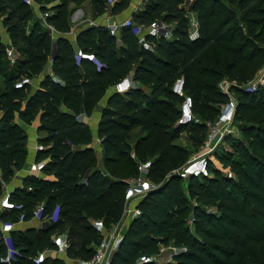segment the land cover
Segmentation results:
<instances>
[{"label": "trees", "instance_id": "1", "mask_svg": "<svg viewBox=\"0 0 264 264\" xmlns=\"http://www.w3.org/2000/svg\"><path fill=\"white\" fill-rule=\"evenodd\" d=\"M85 1L57 2V11L50 15L49 20L57 29L69 31L67 3L81 4ZM90 1L95 16L102 15L111 4L110 0ZM131 1L116 0L113 10L122 11ZM11 2L0 0L2 5ZM183 2L147 0L144 9L134 14V20L143 27L160 16L169 23L177 21L171 36H156L147 31L137 35L131 28H124L125 43L120 45L118 35L106 26L84 28L78 35L79 47L94 53L101 66L89 59L78 61L70 40L65 36L55 40L43 29L41 21L28 28L34 9L24 0L13 8L12 12L16 13L5 19L6 24L12 18L16 19L9 29L10 38L22 55L11 63L6 45L0 41V66L5 62L1 58H7L9 63V69L4 72L0 67L5 84L0 90V197L4 194V184L14 177L16 170L24 168L29 155V136L15 120L16 114L26 123H32L38 114L41 115L38 132L39 143L44 148L38 151L36 160H45V168L42 177L27 175L23 186L12 191L11 199L17 206L5 208L2 220L17 222L22 216L30 220L33 209L42 201L46 203L45 215L52 214L60 206L59 219L50 220L42 229L18 226L11 232L14 246L20 249L12 264H81L80 260L91 258L104 233L89 223L86 216L108 202L106 223L119 220L127 182L126 179H110L108 172L113 163L128 154L130 130L141 125L153 131L143 139L142 145L154 141L144 153L148 156L159 153L150 165V176L159 183L157 178H164V172L169 168L166 163L175 151L174 141L178 136L184 131L199 133L197 141L202 145L208 129L207 121L215 119L220 112V107L197 103L201 97L206 99L213 93L204 80L207 73L199 68V56L216 45L218 50L227 53L233 69L242 64L248 67L264 58V0H194L192 11L199 20V29L194 35L190 32L191 16L181 6ZM41 6L46 9V5ZM55 41L57 50L54 55ZM51 58L53 75H46L39 88L33 91L30 84L22 88L15 86V82L25 75L39 77ZM179 64L195 73L189 75L191 87L185 78L186 90L195 99V113L199 106L205 117L201 122L177 124L182 97L174 93L172 87H165V83L171 82L173 71ZM130 72H133V79L142 85L126 93L115 90L111 93L107 106L102 110L97 134L100 157L92 128L80 114L83 110L91 113L108 88H114L117 81ZM155 81L159 84H154ZM149 88L150 93L147 91ZM233 90L241 99L238 100L235 121L240 106L250 104L248 95L251 93L257 96V105L264 113V86L252 92L243 87H234ZM162 92L171 95L178 104L174 106L163 101L160 97ZM162 106H167V109H162ZM237 127L246 135L249 145L245 139L229 136L227 143L234 139L231 151L218 157L224 166L241 177L240 183L249 187L254 209L264 220V167L260 160V165L254 163L251 151V147L257 145L258 150L264 153V126ZM138 150L142 151L140 146ZM129 155L136 166L135 176L138 173L136 160L130 152ZM211 170L214 174L211 177H189L194 179L190 191L205 204L221 201L218 203L219 215L207 211L199 203L189 205L182 194L173 189L183 178L173 174L139 202L142 214L133 219L121 237L111 264H264V225L235 194L234 177L222 175L213 164ZM220 181L225 182L229 195L224 196L216 188L214 192L207 191L206 183L216 185ZM122 188H125L123 193L120 192ZM4 217L15 219L5 220ZM190 217H194L195 230L187 224ZM75 218H80L83 225L80 233L71 227V238L74 239L67 247L69 259L47 253L45 260L38 262L39 253L59 248L52 238V230L65 219ZM170 244L178 247L173 260L159 262L153 258L161 256L162 245ZM6 253L7 246L0 230V264H8L3 260ZM142 256L147 259L142 260Z\"/></svg>", "mask_w": 264, "mask_h": 264}, {"label": "rangeland", "instance_id": "2", "mask_svg": "<svg viewBox=\"0 0 264 264\" xmlns=\"http://www.w3.org/2000/svg\"><path fill=\"white\" fill-rule=\"evenodd\" d=\"M61 0H38L37 3H35V8H38L39 5L44 4L46 5L45 10H49L50 13L56 12V4L57 2H60ZM194 0H184V2L181 4L182 7H185L187 13L191 16H193L192 6ZM23 0H12L11 3H8L6 5L0 4V41L9 40L8 46H11L14 48L15 54L18 56L22 55V52L19 50L18 46H15L11 42V32L9 29L11 28V25L15 23L16 19L12 18L9 20V23L6 24L5 19L10 17L12 14H15L16 12H12L13 8L17 7L19 4H21ZM75 4L72 2L67 3L68 7V18L69 23L72 26L74 24V16L78 12L79 8H73ZM236 8H238L237 5H235ZM86 9V8H85ZM195 14V13H194ZM196 15V14H195ZM35 13L32 19L28 22V28H31L32 21L35 19ZM160 17H156L155 19H160ZM173 25L177 26V21H172ZM54 24V23H53ZM55 26V24H54ZM56 27V26H55ZM57 29V28H56ZM146 29V26L144 27ZM58 34H67L68 31H63L61 29H57ZM190 32L192 35H194V30L191 28ZM20 43V42H19ZM21 44V43H20ZM6 45V44H5ZM2 61H5L1 64V70L4 72L5 69H9V63L6 62L7 58H1ZM199 68L201 71H204L207 73V75L204 77L205 82L209 86V88L212 89L213 93L211 95H208L205 99V97H201L198 99L197 103L200 105V103H208L209 105L213 107H221V103H224L228 100V95L225 94L222 89L225 86L226 83H237L243 88H247L250 92H252V89H249L252 82L255 81L261 74V72L264 70V58L260 59L258 62H254L248 67L245 64L240 65L238 68L233 69L232 62L228 61L227 59V53L225 51H220L217 49L216 45H213L210 49L206 50L203 54L199 56V62H198ZM195 75V73L190 72L188 68L183 69L180 67V64L177 66L176 70L173 71V75L171 77L170 83H165V87L171 88L174 85L175 80L179 76H184L186 79L189 80V75ZM154 84L158 85L159 82L155 81ZM152 84V85H154ZM4 76L3 73H0V90L4 88ZM193 84L189 80L188 86L191 87ZM255 90V89H254ZM148 93H150V88L147 90ZM234 97L239 100V94L235 92L234 90H231ZM250 98V104L248 105H242L239 109V114L236 118V125L242 126V125H254V126H264V113L261 112L260 108L257 105V96L253 93L248 95ZM161 99L163 101H166L168 103L173 104L176 106L178 104L177 100L173 98L171 95L166 94L162 92ZM105 99L104 97H101ZM241 100V99H240ZM162 109H167V106H162ZM196 115L200 119L205 118L201 114L200 107H197ZM16 120V118H15ZM175 125V124H173ZM173 129V126L170 128ZM239 130V136L237 137L239 140H246V135L243 133V131ZM129 138H127L128 146L127 149L131 153L132 151H137V169L139 164H144L146 166L151 165L152 161L159 155L158 152L155 154L148 156L144 153L146 151V148L149 145H153L154 141L151 140L148 144L142 145L143 139L152 134L153 131L146 130L143 126L137 125L133 127L130 130ZM200 134L193 132L191 134L188 131L182 132L178 138L174 141L175 144V151L170 154V159L167 161L166 165L169 167L165 173L164 178H157L160 184H163V182L167 179H169L177 170L182 169L184 166H186L188 163H190L192 160H194L198 155L202 153V145L198 143L197 138H199ZM237 139V140H238ZM230 140V139H229ZM232 140L229 141L227 144L224 142L218 147L217 152H214L213 159L217 162V165H220L223 163L220 162L218 155L226 154L229 151H231L232 147ZM246 144L249 145V140H246ZM141 147L142 151L138 150V147ZM251 151L253 152V156L255 157L254 163L256 165H260L261 163L258 162V160L262 161V165L264 167V153L260 152L258 150L257 145H253L251 147ZM128 154L123 156V158L112 164L111 169H109L108 177L113 180H125L129 179L134 175V172L136 171V166L134 162L131 160V157ZM100 157H101V153ZM236 155V154H234ZM227 167V166H224ZM220 173L222 175L225 174V170H220ZM214 175V174H213ZM202 181H204L203 178H200ZM241 177L234 173V179L233 182H235V194H237L240 198V200L245 204L253 213V216L260 221L264 225V220L258 215V211L254 209V203L250 197V190L249 187H247L246 184L240 183ZM192 181L194 179H182L179 180L176 185L173 187V189L178 190L184 197V199L187 200L189 205H197L198 203L206 209L207 211L213 212L217 215L221 213L220 208L218 207V203L221 201H216V203L212 204H205L197 200V197H195L190 189H193ZM207 185V191L214 192V189L216 188L217 191H221V193L226 196L230 194V190L225 189V182L220 181L218 184L213 185L210 183H206ZM125 188L121 189V193L124 192ZM7 187L4 185L3 193H6ZM126 203V190H125V201L121 204L120 211H119V220L116 223H106L105 217L108 210V202H104L98 209L93 210L91 213L87 214L86 218L89 223L99 227L103 230L104 236L103 238L108 237L110 234L114 233L115 231L119 230L123 234L127 231L129 225L133 221L134 218L132 217H126L124 208ZM3 210L0 212V220H2V213ZM5 220L8 219H15V217H4ZM38 224V223H37ZM193 230H195V223H194V217H190L187 223ZM83 225V222H80V218L75 219H65L56 229L52 230V238L54 241H56L60 246V248L68 247L69 243L72 241L71 238V227H75L77 232L80 233L82 231L81 226ZM38 228L37 230L42 229V225L38 224L35 226ZM202 237V235H201ZM171 245V244H170ZM165 246L162 245L161 248V256L158 259L159 262H165L169 260L172 256L175 250L171 248V246ZM251 247L253 248L254 245L252 244ZM46 252L50 254V250L47 249ZM56 255L62 256L65 258H68L67 254L63 251H59ZM69 259V258H68Z\"/></svg>", "mask_w": 264, "mask_h": 264}, {"label": "built area", "instance_id": "3", "mask_svg": "<svg viewBox=\"0 0 264 264\" xmlns=\"http://www.w3.org/2000/svg\"><path fill=\"white\" fill-rule=\"evenodd\" d=\"M116 0H110V3H114ZM147 1V0H145ZM30 6H34L37 0H24ZM52 13L49 10H45L41 14V24L44 30L51 33L53 38L57 40L59 34L57 32L54 24L49 20ZM121 28H131L132 31L137 35H143L145 31L153 33L156 36L161 35H172L173 24L169 23L163 19L154 20L149 26L144 29V27L138 24L133 16L127 17L119 25ZM191 28L196 34L199 29V20L197 16L193 13L191 18ZM113 34L116 33V28H111ZM57 50V42H54V55ZM7 56L9 57L11 63H14L17 59V55L14 52V48L11 46L6 47ZM53 55V57H54ZM78 61L81 59H89L95 61L98 66H101V62L97 59L94 53H88L83 51L81 48L77 52ZM53 58H51L52 62ZM33 79L30 76H23L18 81L15 82L17 88H22L27 84L32 85ZM264 86V70L261 72L256 81L252 82L249 89H257L258 87ZM136 87L134 79L131 76H125L121 78L114 86V90L119 93H126L129 90ZM234 87H240L237 83H226L222 91L228 95V100L221 103L220 112L218 116L207 121L208 129L204 141L202 143V153L198 155L194 160L184 166L182 169L177 170L179 176L183 179L189 178L191 176L198 177H211L213 176V171L211 170V164L220 170H225V174L228 177H234V172L229 167H224V165H217V162L213 159L214 152L218 147L224 142L227 144L226 138L229 136L238 137L239 128L235 124V117L237 111L238 100L234 97L231 90ZM242 87V86H241ZM173 92L182 97L179 103V116L177 119L178 125H188L190 123L201 122V119L197 117L195 113V99L192 94L188 93L186 90V80L184 76H179L172 86ZM97 141L100 139L97 137ZM44 146L38 143L36 146L37 151L43 149ZM131 156L137 161V154L135 151L131 152ZM45 160H36L29 170L28 175H33L37 177H42L44 175ZM151 168L150 165L146 166L144 164L138 165V173L129 179H126V203L124 212L126 217L135 218L142 214L141 209L138 207L139 202L147 196L151 191L157 189L160 183L153 180L150 176ZM87 176V174H86ZM32 189V187H29ZM11 191H6L3 196L0 197V212L5 208H14L17 204L11 199ZM46 203L44 201L38 203L33 209L32 219L37 220L42 227L46 226L49 221H57L60 216V206H57L53 213L50 215H45ZM27 220L22 216L17 222L14 221H3L0 220V230L3 234L5 244L7 246L6 256L3 258L8 264H12L18 255L20 249L15 247L11 232L18 227L20 223ZM122 237L121 231L117 230L110 234L108 237L103 238L97 245L94 255L91 258L80 260L81 264H111V259L114 252L117 249L118 243ZM60 246V245H59ZM175 251L178 247L174 244L170 245ZM59 251H63L67 254V248H58L50 250L51 254L56 255ZM47 252H41L37 256V261L42 262L45 260ZM154 259L158 260L160 256H154ZM142 260H146V256L141 257Z\"/></svg>", "mask_w": 264, "mask_h": 264}, {"label": "crops", "instance_id": "4", "mask_svg": "<svg viewBox=\"0 0 264 264\" xmlns=\"http://www.w3.org/2000/svg\"><path fill=\"white\" fill-rule=\"evenodd\" d=\"M145 3H146L145 0H132L130 5L122 11H114L113 10L114 3H111L109 7L107 8V10L102 15H99V16H95L93 5L90 0H86L85 2L81 4L73 3L75 4L73 8H79L78 12L73 17L74 24L71 26L67 34H59V36L67 37L70 40L75 53H77L78 50L80 49L79 44H78L79 33L84 28L103 25V26L110 28V30L111 28H116L115 34L118 35V43L122 45L125 43L124 38H123L124 29L119 27L118 25L127 17H130V16L134 17V14L142 11L144 9ZM32 8L34 9V13L36 16L35 19H33L32 21V26H33L38 20L41 21V14L44 10L42 9L41 5H39L38 8H35V5H34ZM8 42L9 40L3 41V43L6 44V47L8 46ZM48 74L53 75V63L51 62V60L46 64L40 76L34 77L33 84L31 85L33 91L39 88L41 80ZM128 75L133 78V72H130ZM134 82H135L136 87H139L142 85L140 82H137L135 80ZM113 91H114L113 86L108 88L106 94L104 95L105 99L100 98L96 107L91 113L87 114L85 113V110H83V112L80 114V117L82 118V120H84L91 126L92 131L96 137L95 144H96L97 153H101V146H100V143L97 141V134H98V129H99V123L102 118V110L104 107L107 106L109 97ZM16 121L28 133L29 155H28V159H27V162L24 168L20 170H16L14 177L10 181L4 184L7 187L6 191H11V192L16 188L23 186L25 177L29 174V170L31 169L32 164L36 161V157L38 153L36 146L39 143V137H40V133L38 132V127L41 123V115L38 114L36 118L32 121V123H26L20 118L18 114H16ZM37 223L40 224L37 220L30 219L23 223H20L18 226L20 228H28V227L38 225ZM169 260H173V256Z\"/></svg>", "mask_w": 264, "mask_h": 264}, {"label": "water", "instance_id": "5", "mask_svg": "<svg viewBox=\"0 0 264 264\" xmlns=\"http://www.w3.org/2000/svg\"><path fill=\"white\" fill-rule=\"evenodd\" d=\"M255 81H256V79H255ZM175 174H176V175H179V173H178V172H175ZM159 187H161V184L159 185ZM159 187H158V188H159Z\"/></svg>", "mask_w": 264, "mask_h": 264}]
</instances>
